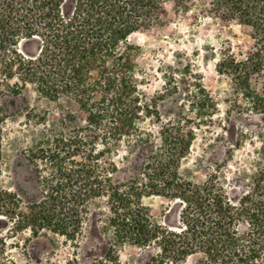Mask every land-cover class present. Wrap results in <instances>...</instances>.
Listing matches in <instances>:
<instances>
[{
    "label": "trees",
    "instance_id": "16d2710c",
    "mask_svg": "<svg viewBox=\"0 0 264 264\" xmlns=\"http://www.w3.org/2000/svg\"><path fill=\"white\" fill-rule=\"evenodd\" d=\"M10 1L15 7H8V15L19 14L23 35L35 39L38 49L31 59L0 53V159L8 109L28 85L50 101H73L92 135L85 143L75 131L58 141L61 150L43 145L30 151L26 160L52 167L63 191L53 205L41 198L24 212L19 195L0 190V215L12 228H29L34 236L48 230L76 245L89 230L108 246L107 253L124 244L152 247L164 263L197 256L196 264H264V168L234 199L213 177L202 183L183 179L179 166L194 132L183 128L180 117L162 119L157 103L140 93L136 67L137 36L165 24L167 3L200 20L247 27L251 49L242 60L222 57L216 70L264 116V0ZM190 98L197 110L215 109L200 85ZM148 119L158 127L157 136L141 128ZM77 156L80 161H74ZM152 196L171 203L165 225L142 205ZM91 206L101 211L92 220Z\"/></svg>",
    "mask_w": 264,
    "mask_h": 264
},
{
    "label": "rangeland",
    "instance_id": "374dc122",
    "mask_svg": "<svg viewBox=\"0 0 264 264\" xmlns=\"http://www.w3.org/2000/svg\"><path fill=\"white\" fill-rule=\"evenodd\" d=\"M11 6L15 7L10 0H0V53L34 58L37 43L23 35L19 14L8 15ZM164 10L162 27L137 36L140 93L157 103L162 119L180 117L183 128L194 132L191 150L179 166L180 176L193 183L213 177L234 199L247 191L253 177L264 168V116L255 114L235 94L230 79L219 74L216 66L222 57L243 59L253 45L250 30L233 22L200 20L195 12H175L169 3ZM15 82L17 78L12 80ZM195 85L210 96L215 106L212 113L190 105ZM84 119L70 99L50 101L31 85L14 99L1 128L0 190L19 195L21 211L41 198L53 205L63 191L57 183L59 173L52 167L26 160L30 151L43 145L54 149L75 131L88 143L92 135L84 130ZM153 121H144L141 128L157 136ZM66 151L63 149L62 155ZM124 151L120 144L119 153ZM142 205L156 223L165 225L164 215L171 205L168 200L145 197ZM97 206L105 212L104 204ZM97 206L90 207L91 220L101 213ZM85 237L86 241L76 245L48 230L34 236L29 228L14 230L12 222L0 215V264H171L160 262L159 251L152 247L124 244L107 253L108 246L98 242L92 231L86 230ZM196 259L192 256L178 264H196Z\"/></svg>",
    "mask_w": 264,
    "mask_h": 264
},
{
    "label": "water",
    "instance_id": "95a60500",
    "mask_svg": "<svg viewBox=\"0 0 264 264\" xmlns=\"http://www.w3.org/2000/svg\"><path fill=\"white\" fill-rule=\"evenodd\" d=\"M38 49V48H37Z\"/></svg>",
    "mask_w": 264,
    "mask_h": 264
}]
</instances>
